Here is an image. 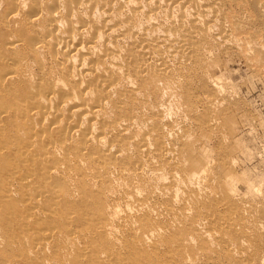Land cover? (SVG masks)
I'll return each instance as SVG.
<instances>
[{
	"label": "bare ground",
	"instance_id": "1",
	"mask_svg": "<svg viewBox=\"0 0 264 264\" xmlns=\"http://www.w3.org/2000/svg\"><path fill=\"white\" fill-rule=\"evenodd\" d=\"M249 1L254 12L264 4L0 0V264H180L158 244L198 264L199 252L185 255L203 237L229 248V235L243 243L237 226L247 224L235 219L242 213L211 197V174L207 179L180 163L161 128L168 119L145 100L180 90L190 114L213 113L224 89L212 83L217 96H197L183 85L189 73L168 70L195 69L230 44L260 56L263 45H250L244 25L251 18L240 17ZM258 66L263 70L264 61ZM213 114L202 123L215 125ZM119 190L127 199L122 211L114 204ZM164 220L174 230L162 227ZM122 227L135 231L139 243L156 238L155 250L119 236Z\"/></svg>",
	"mask_w": 264,
	"mask_h": 264
},
{
	"label": "rangeland",
	"instance_id": "2",
	"mask_svg": "<svg viewBox=\"0 0 264 264\" xmlns=\"http://www.w3.org/2000/svg\"><path fill=\"white\" fill-rule=\"evenodd\" d=\"M249 2L251 3L250 4L251 7H249V9H247L246 12H243V14H245V15L241 14L240 17L244 18V19H246L248 17L251 18L250 23H248L245 20L244 25H245V27H247V29L250 32L248 34L250 45H255L256 44L255 42H259L263 45L262 54H260V56L254 55V54H256L255 50L254 51L251 50V52H249V53L253 54V55L250 54L251 56L250 55H244L241 52V50H239L237 47H235V45L230 44L229 46H224V47L222 46V48L216 47L214 49V52H213L215 54H212L213 57L210 56V57L205 58L200 66L195 67V69H191L193 71H191L189 69L187 70V69L182 68V67L176 68V69L174 68L173 71H172V69L168 70V73L171 76L174 75V73L176 75L181 74L182 70L184 72L189 73V79L191 77V80L187 81L185 84L183 83V85L186 87V85L189 83V86H191L190 90L192 91L193 94H196L197 96L203 95L205 93L210 95V96H213V97L217 96L218 93L215 92V88H213L212 83L218 84L220 90L224 89L220 92V96L222 95L223 97L219 96L220 98H224L223 100L221 99L220 102H222V101H224V102L220 103L221 105L219 104L220 106H218L217 108H220L221 110H224V111H220V109H218L220 111V113H219L217 108L214 107V110H213L214 111L213 113L215 114L214 115L211 112L209 113V111L205 110L204 108H202V109L200 108L199 111L196 113L197 115L190 114L188 106L183 101L184 98L179 95L181 92L180 90H179L178 94H175V97L169 96L166 92H164L162 95L160 92H158L159 94L154 93V96H148L147 99L145 100L148 109L151 107V109L154 111V113H156L157 115L163 114V115H161L163 118L166 116L164 118V120L168 119L165 122L163 121L164 125H162L161 128L163 131H165L167 133L169 132L167 139H170V140L166 139L167 146L169 144L168 147L170 149H172V150L174 148L176 149V150L174 149L175 151L174 150L173 151L177 154V158L180 161V163L184 167H186L187 169H190V170L193 169L196 174L198 173V174H201L202 176H204L206 174L205 178L207 177V174L208 175L211 174L210 175L211 177L210 176L207 177V179L210 177L209 179L212 180V181L208 180L209 182L211 181L212 184H211V182L210 183L207 182L208 185L210 184V186H209L210 189L208 188V190L209 191L211 190L210 191L212 194L211 197L213 199H217L218 201H221V199L223 201L225 199L226 201H223V202L229 204L234 209L237 207L236 209H238L237 211H240L242 213V217H240L239 215L236 216L237 214H235V219L238 220V223L247 224V226H245L244 224H239L237 226V229H238L237 230V236H239V238H241V241H243V243H242L243 246H242L241 242H237V240H233V238L232 239L229 238V237H231L230 235L227 237V240L228 241L231 240V242H232V245L230 248L225 246V245L219 246V244L211 245L212 243L210 244L209 243L210 241L204 237L201 239V241H203V242L197 240L200 243L198 244V242L196 241L195 249L193 248L192 251L189 250L191 253L188 252L185 255V257L192 256L193 252H199V258L200 259L197 261L198 264H227V263L228 264H249V263L250 264H252V263L264 264V261H263L264 260V245H263L264 244V242H263L264 241V237H263L264 236V233H263L264 229H259V227L264 226V73H263L264 68H263V70H261L262 68H260L258 66L261 62L264 61V58H263L264 57V53H263L264 52V39H263L264 38V24H261V21H260V20H264V4H261V5L257 4L258 7H256V9H258V11L256 10L254 12V10H255L254 6H256V4L253 6V3L251 1H249ZM252 6H253V8H252ZM251 9H253L252 12H251ZM251 13H252V15L254 13V17L251 16ZM255 14H259L263 19H260L259 22H257V23L254 22L252 19H255L256 17L259 18V15L256 16ZM250 38L253 40H250ZM238 50H239V52H238ZM255 57L256 58L258 57L257 60ZM259 58L263 61H261ZM253 65H254V68H253ZM255 66H256V68H255ZM202 67L204 69H202ZM175 70L177 71V73ZM185 70H187V71H185ZM178 71H179V73H178ZM190 72H192V73H190ZM196 78L198 79V81L196 80ZM215 78H217V79L214 80ZM220 78H221V80H220ZM208 79H209V82H208ZM181 80H183V78H181ZM193 85H194V87H193ZM193 91H195V93ZM223 91L225 92V94H223ZM199 93H200V95H199ZM225 95H226V97H225ZM153 97H155V98H153ZM226 99H227V101H226ZM148 103L151 106H149ZM168 103H170V104L168 105ZM223 107H224V109H222ZM166 109L169 111H167ZM221 112H222V114H221ZM166 113H167V115H165ZM198 114H200V116ZM211 114L214 115L213 116L214 118L216 117L215 120H216V122L217 121L218 122L213 126L210 123H202V122H204V119L207 116L210 115V117H211ZM219 114H221V115L219 116ZM168 115H170V117H167ZM185 118H187V119H185ZM170 120H172V121H170ZM184 120H186L187 122L186 121L184 122ZM165 125H166V127H165ZM190 125L193 128L190 127ZM217 125H219L220 129H219V127H217ZM214 126H216L215 129H214ZM212 127H213V130H212ZM163 128H165V130ZM171 128H173V130ZM202 128L205 130H203ZM179 129H181V130H179ZM191 129H193L194 131ZM221 129H222V131H221ZM176 131H177V133H176ZM215 131H217V132L220 131V132L217 133ZM188 132H191V133H188ZM182 134H183V136H182ZM220 134H222V135H220ZM174 135L176 138L174 137ZM173 139L176 141H174ZM222 142H224V143H222ZM185 147H187V148H185ZM195 147L197 149H195ZM180 151H182V153ZM221 155H223L224 157ZM225 157H227V158H225ZM181 159L184 162L181 161ZM226 162H227V164H226ZM188 163H190V164H188ZM210 169H212V170H210ZM208 170L211 172L207 173L206 171H208ZM205 178H204V181H207V180H205ZM213 179L214 180L216 179L215 180L216 182ZM214 182H215V184H214ZM196 186H199V184L197 183ZM218 187H219V189H218ZM255 189H257V190H255ZM121 191H123V190H119V194L121 193ZM261 192H262V194H261ZM258 193H259V195H258ZM219 194H221V196H219ZM260 194L262 197L260 196ZM122 196H123V198H122ZM245 198L247 201L244 200ZM123 199H125V200H123ZM228 199H229V201H228ZM126 200H127L126 196H124L123 193H121L120 196L116 197L114 204L118 205L120 207V210L122 211L126 206ZM234 205L236 207H234ZM254 210H255V212H254ZM249 213H251V214L249 215ZM254 214L257 218L254 216ZM252 215H253V217H252ZM243 218H244V220L242 221ZM246 218L249 219L250 221L247 220ZM251 220H252V223H251ZM164 221H166V220H164ZM164 221H162V223H161L162 227H164L166 229L171 228L172 230H174L173 227L171 226L172 225L171 222H168V221L164 222ZM202 222L205 223L204 221H202ZM118 224H120V223H118ZM254 227H255V229H254ZM239 230H243V231H240L242 234L240 232H238ZM251 230H252V232H251ZM261 230H263V232ZM244 231H247V232H244ZM259 231H260V233H259L260 235L258 234ZM238 233H239V235H238ZM243 234H245L246 236H244ZM253 234L256 237L253 236ZM119 236L127 239L128 241H131V240L135 241L136 247H138L140 250H146V251L149 250L148 252L154 251L155 245L158 244L156 242V241H158L156 238L152 239L151 241L148 240L146 243H142V242L139 243L138 238L135 234V231H133L127 227L120 228ZM128 236L129 237L132 236V237H130V239H129ZM246 237L247 238L249 237V238L247 239ZM262 238H263V240H262ZM134 239H136V240H134ZM259 239L262 240V242L261 241L258 242ZM235 241H236V243H235ZM251 243H253L254 246ZM258 243L262 244V245H259ZM257 246H259V247L257 248ZM208 247H209V249H208ZM261 247H263V248L261 249ZM157 248L164 253H168V251H169L170 254H172L171 255L172 257H176L179 259L180 264H185V263H183V261L180 260L179 254L174 252L175 250L173 248H170V247H167L164 245H159V244H158ZM212 248H213V250H212ZM231 248L235 251L233 252L231 250ZM221 249H222V251H221ZM256 249H257V251H255ZM204 253L205 254L207 253V254L205 255ZM246 254H247V256H246ZM201 255H203V256H201ZM211 256H213V257H211ZM216 256H218V257H216ZM201 257H204V258H201ZM210 257H211V259H210ZM121 258L122 257H120V259ZM251 258L253 259V261ZM201 261L203 263H201ZM257 261H259V262L257 263Z\"/></svg>",
	"mask_w": 264,
	"mask_h": 264
}]
</instances>
